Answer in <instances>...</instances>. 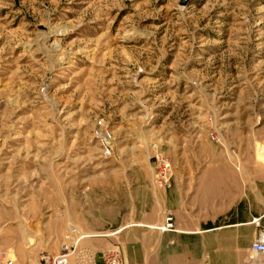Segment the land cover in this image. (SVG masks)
<instances>
[{
  "label": "rangeland",
  "instance_id": "1",
  "mask_svg": "<svg viewBox=\"0 0 264 264\" xmlns=\"http://www.w3.org/2000/svg\"><path fill=\"white\" fill-rule=\"evenodd\" d=\"M147 177L197 218L264 198V0H0V264L145 211Z\"/></svg>",
  "mask_w": 264,
  "mask_h": 264
},
{
  "label": "crops",
  "instance_id": "2",
  "mask_svg": "<svg viewBox=\"0 0 264 264\" xmlns=\"http://www.w3.org/2000/svg\"><path fill=\"white\" fill-rule=\"evenodd\" d=\"M146 179L145 211L123 212L114 204L106 218L92 212L88 220L78 223L87 235L81 247L97 253L119 248L126 264H264V255L255 257L250 251L255 239L252 220L264 212L258 183L242 191L228 211L197 218L194 204L184 202L179 189H162L153 177ZM168 216L172 230L164 229Z\"/></svg>",
  "mask_w": 264,
  "mask_h": 264
},
{
  "label": "built area",
  "instance_id": "3",
  "mask_svg": "<svg viewBox=\"0 0 264 264\" xmlns=\"http://www.w3.org/2000/svg\"><path fill=\"white\" fill-rule=\"evenodd\" d=\"M169 169L168 163L164 162L161 168V185L168 183L167 174ZM252 224L255 228V239L250 251L255 257L262 256L264 255V212L260 216L255 217L252 220ZM164 227L167 229L172 227L171 218L166 219ZM77 235L78 231L72 229L60 246L58 254L42 253L40 260L44 264H69L70 261H73V264H126L118 250L97 253L90 248L77 246V240L73 239V236L76 237Z\"/></svg>",
  "mask_w": 264,
  "mask_h": 264
},
{
  "label": "bare ground",
  "instance_id": "4",
  "mask_svg": "<svg viewBox=\"0 0 264 264\" xmlns=\"http://www.w3.org/2000/svg\"><path fill=\"white\" fill-rule=\"evenodd\" d=\"M71 263H73V261H70ZM70 264V263H69Z\"/></svg>",
  "mask_w": 264,
  "mask_h": 264
}]
</instances>
